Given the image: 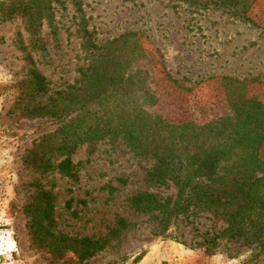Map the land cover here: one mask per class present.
Returning a JSON list of instances; mask_svg holds the SVG:
<instances>
[{
  "label": "rangeland",
  "instance_id": "1",
  "mask_svg": "<svg viewBox=\"0 0 264 264\" xmlns=\"http://www.w3.org/2000/svg\"><path fill=\"white\" fill-rule=\"evenodd\" d=\"M0 1V264H264L263 246L229 238L212 211L180 213L165 230L160 213L135 211L131 195L176 188L149 183L156 158L121 136L60 144L64 125L96 107L84 87L98 49L127 33L143 49L132 69L149 92L134 101L178 126L174 135L235 105L264 106V0H51L35 33L21 13L5 19L11 0ZM104 64L112 74L116 64Z\"/></svg>",
  "mask_w": 264,
  "mask_h": 264
},
{
  "label": "trees",
  "instance_id": "2",
  "mask_svg": "<svg viewBox=\"0 0 264 264\" xmlns=\"http://www.w3.org/2000/svg\"><path fill=\"white\" fill-rule=\"evenodd\" d=\"M50 2L11 0L1 15L6 19L11 14L21 13L35 33ZM220 2L248 6V0ZM84 35L90 40L88 31H84ZM137 42L138 37L131 38L127 33L98 49L95 64L88 68L90 73L84 87L85 95H93L96 107L83 106L70 124L64 125L60 144L73 150L85 139L121 136L129 146L156 158L147 172L149 183L165 187L171 184L176 188L174 196L164 199L149 191L131 195L129 203L135 211L160 213L162 230L180 213L212 211L227 224L224 231L229 238L258 241L264 248V157L260 150L264 142V106L235 105L230 115L202 125L183 122L174 135V127L178 126L157 116L151 120L141 102L134 101L149 97L144 83L146 74L143 77L141 69H132V63L144 56ZM110 61L116 64L111 71L113 75L104 64ZM124 68L128 71L122 72ZM32 77L38 84L37 91H41L43 77L35 71ZM127 91H132L134 98L124 102ZM72 94L74 99L85 97L84 91L79 95L77 89ZM68 165L69 159H66L64 166ZM45 196V201L49 202V194ZM217 237H208L201 244L214 250L219 245ZM91 244L85 242V245Z\"/></svg>",
  "mask_w": 264,
  "mask_h": 264
}]
</instances>
